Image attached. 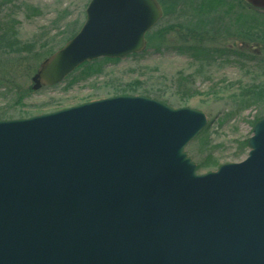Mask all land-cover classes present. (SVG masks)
Listing matches in <instances>:
<instances>
[{"label":"water","instance_id":"water-1","mask_svg":"<svg viewBox=\"0 0 264 264\" xmlns=\"http://www.w3.org/2000/svg\"><path fill=\"white\" fill-rule=\"evenodd\" d=\"M162 16L158 0H91L33 90L143 52ZM207 124L143 95L0 120V264H264V117L244 160L199 173L185 148Z\"/></svg>","mask_w":264,"mask_h":264},{"label":"rangeland","instance_id":"rangeland-1","mask_svg":"<svg viewBox=\"0 0 264 264\" xmlns=\"http://www.w3.org/2000/svg\"><path fill=\"white\" fill-rule=\"evenodd\" d=\"M89 2L7 0L0 7V17H8L10 23L17 25V36L24 42L38 39L37 35L47 29L50 37L56 36L52 42L58 44L62 42L63 33L70 23L77 25L85 20ZM28 6L37 9L33 10L38 14L32 9L29 11ZM11 17L15 20L11 21ZM178 18L163 16L154 28L172 24ZM41 50L44 48L41 47ZM181 73L188 78L178 79ZM130 83L136 88L134 95L157 99L172 108L190 107L206 113L211 125L212 146L218 145L211 150L222 164L233 161L236 139L251 135L252 121L264 109V100L257 99L248 91L253 86L264 85V64L236 56L200 61L174 50L158 52L150 48L136 57L129 56L109 63L101 73L75 83L70 84L67 79L56 86L37 90L24 99L23 105L15 103L12 94L0 89V111L5 110L4 119L51 113L121 95L122 89ZM249 102L254 103L248 105ZM199 146L194 139L185 149L196 164L209 154L206 149L202 152ZM209 169L202 168L199 172L205 173Z\"/></svg>","mask_w":264,"mask_h":264},{"label":"trees","instance_id":"trees-1","mask_svg":"<svg viewBox=\"0 0 264 264\" xmlns=\"http://www.w3.org/2000/svg\"><path fill=\"white\" fill-rule=\"evenodd\" d=\"M7 0L0 1V7ZM164 16L179 18L172 24L152 28L147 33L148 49L164 52L174 50L181 54L200 61H211L217 58L226 59L236 56L239 59H249L264 64V10L256 8L247 0H159ZM32 7V8H31ZM28 10H37L33 6ZM33 10V11H34ZM35 14H38L34 11ZM15 20L11 17V21ZM17 23V21H14ZM84 22V21H83ZM83 22H72L63 33L61 43L54 44L56 36L50 37L47 29H43L38 39L22 41L17 36L16 24L10 23L9 18L0 17V89L6 94H12L15 103L23 105L24 99L31 95L32 77L37 72L41 62L68 40L74 37L83 25ZM36 36V37H37ZM42 43L40 40L45 39ZM41 47L44 50H41ZM133 54L131 56H138ZM121 61L118 58L103 57L88 61L79 66L67 79L70 84L82 78H88L102 72L109 63ZM187 79L180 74L178 79ZM29 79V82L27 80ZM66 79V80H67ZM25 83V84H24ZM123 88V94H134L136 88L132 83ZM248 89L257 99L264 100V85L253 86ZM145 95H149L144 92ZM254 102H249L251 105ZM0 111V120L6 118ZM264 116V109L252 121V131L255 123ZM221 124V123H220ZM211 125L208 124L196 140L200 150H208L206 156L198 162V170L202 168H218L219 162L211 150ZM250 135V136H251ZM236 139L233 161L242 160L250 150L249 137ZM210 138V140H209Z\"/></svg>","mask_w":264,"mask_h":264}]
</instances>
